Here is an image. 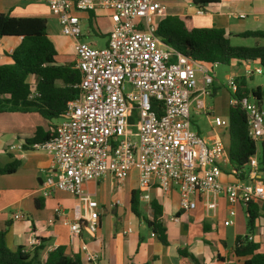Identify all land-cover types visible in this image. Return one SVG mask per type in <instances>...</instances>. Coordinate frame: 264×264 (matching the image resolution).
<instances>
[{"label": "built area", "instance_id": "obj_1", "mask_svg": "<svg viewBox=\"0 0 264 264\" xmlns=\"http://www.w3.org/2000/svg\"><path fill=\"white\" fill-rule=\"evenodd\" d=\"M48 8L60 33L73 40L75 68L80 73L78 95L66 104L53 135L32 145L49 154L61 174L43 181V197L62 191L75 199L71 219L56 206L48 223L60 219L71 242L83 233L94 239L99 228L98 204L84 184L111 176L120 185L132 172L137 174L141 199H149L146 192L155 184L163 192L175 188L184 212L195 208L197 195L207 193L222 194L232 205H264V184L257 179L255 156L247 163L248 181L222 184L219 178L224 168L230 169L223 142L208 143L190 129L192 102L204 108L197 98L210 96L218 64L194 62L158 37L166 0H48ZM97 10L105 11L110 22L101 49L80 40L83 33L77 15ZM254 72L262 73L261 69ZM227 86L235 92L237 78L228 76ZM239 105L249 136L258 143L264 138V109L251 96L243 97ZM211 118L213 126L227 130L228 121ZM132 126L138 128L136 142L128 132ZM80 251L82 263L98 264L99 255L85 243Z\"/></svg>", "mask_w": 264, "mask_h": 264}, {"label": "crops", "instance_id": "obj_2", "mask_svg": "<svg viewBox=\"0 0 264 264\" xmlns=\"http://www.w3.org/2000/svg\"><path fill=\"white\" fill-rule=\"evenodd\" d=\"M197 11H201V14ZM0 14L15 18L45 19L47 36L56 51V63L75 64L73 40L59 32L51 33L48 30L49 21L55 17L49 11L48 0H0ZM77 15L81 29L84 25L87 35L90 32L95 36L101 35V26H104L107 35L110 22L105 11L97 10ZM167 15L186 19L190 27L222 29L230 44L235 41L246 44L242 47L264 46V39L239 36L244 32L264 33V0H211L202 7H197L188 0H166ZM84 36L83 33L80 40ZM20 41V37L0 38V65L11 62L10 54ZM89 44L96 46L94 42ZM252 65L254 69L251 68ZM227 67L232 68L231 75L237 79L245 78L246 83L253 77L247 76L246 72L252 73L261 68L258 62L242 63L238 66L236 61ZM29 78L28 82L34 87L37 80L32 77L34 80L30 81ZM197 79L200 85V74H197ZM257 87L263 95L260 106L264 109V82L254 88ZM198 100L204 105L205 98L198 97ZM194 104L199 109L193 101L192 105ZM61 119L59 117L49 121L37 112L0 113V165L5 166L13 161L20 163L13 174L0 175V232H5V243L9 249L14 250L21 246L26 252L32 253L33 234L37 233L44 240V248L38 255V264L57 247L63 248L65 255L81 261L82 243L99 255L98 264H243L245 258L235 257L233 247L237 237L247 236L244 204H229L222 194H199L195 197V208L184 212L179 208L177 190L171 188L163 192L156 184L146 192L149 199L143 200L137 187L136 172H132L120 185L111 176L84 184V190L97 201L99 228L94 239L83 233L80 238L71 242L69 230L60 219L55 218L52 224L48 223V220L54 217L53 209L56 206H60L65 217L71 219L75 199L62 191H54L48 197H43V181L49 176L58 179L61 174L52 165L50 155L33 149V144L30 143L35 138L36 143H41L51 137ZM209 123L212 125L210 121ZM215 128L216 130L212 129L205 134L200 131L195 133L208 143L221 140L227 149L228 137L224 140L220 134L221 128ZM37 130L39 134L35 137ZM225 132L226 130L223 135L226 137ZM262 141L264 138L258 143L261 144ZM254 156L259 164L257 179L264 184V166L259 163L260 146ZM248 170L246 165L243 168L244 177L239 179L226 167L219 181L222 184L236 180L248 181ZM132 192L139 193L138 217L131 211ZM151 201H154L161 211L160 216L156 218L150 208ZM141 202L143 210L140 209ZM257 206L258 217L248 239L258 245L259 252L264 253V205ZM231 211L233 216L229 214ZM15 215H21L22 218L16 220ZM154 219L164 230L165 244L159 241L147 225V222ZM127 229H130V232L125 233Z\"/></svg>", "mask_w": 264, "mask_h": 264}, {"label": "trees", "instance_id": "obj_3", "mask_svg": "<svg viewBox=\"0 0 264 264\" xmlns=\"http://www.w3.org/2000/svg\"><path fill=\"white\" fill-rule=\"evenodd\" d=\"M188 1L202 7L211 0ZM157 35L165 45L194 62L206 65L217 63L221 66H229L233 61L238 66L242 63L258 62L264 70V46L233 47L222 29L190 27L186 19L167 15L159 23ZM7 36L20 37L21 41L10 54L11 62L0 65V113L37 112L49 121L61 117L66 104L76 98L79 92L76 85L80 81V73L74 62L63 65L56 63V51L47 36L46 21L43 18H15L0 14V38ZM239 36L264 39V33L260 31L244 32ZM29 77L37 80L34 87L28 82ZM237 82L236 91L230 92V102L232 100L235 103H230L228 108L227 152L231 174L243 179V168L256 154L258 143L249 136L247 118L239 101L243 97L251 96L260 106L263 95L258 87L249 89L245 78L238 77ZM38 134L37 130L35 137ZM36 142L35 138L30 143ZM259 163L264 166V141L260 144ZM19 165L18 161L0 165V175L13 174ZM130 204L132 213L138 217L139 193L132 192ZM245 206L247 236L235 239L233 254L237 258H245L243 264H264V253L259 252L258 245L248 239L254 230L259 209L255 203ZM150 208L154 218L160 216V208L154 201L150 202ZM147 225L159 241L165 244L164 230L156 220L147 222ZM33 238L32 253L26 252L21 246L11 250L5 243V232L1 231L0 264H38V255L44 248V240L37 233L33 234ZM41 264L82 263L78 258L65 255L64 249L57 247L48 253Z\"/></svg>", "mask_w": 264, "mask_h": 264}, {"label": "rangeland", "instance_id": "obj_4", "mask_svg": "<svg viewBox=\"0 0 264 264\" xmlns=\"http://www.w3.org/2000/svg\"><path fill=\"white\" fill-rule=\"evenodd\" d=\"M53 17L49 21L48 30L51 33H60V26L58 25V22ZM84 26V25H83ZM82 26V31L84 33V38L81 39V41L86 43H92L94 42L96 44L95 48L101 49L105 47L106 41H107V35L105 33L104 26L99 27L102 31L101 35H94L91 32L89 35L86 34L85 29ZM85 27V26H84ZM87 35V36H86ZM248 44H250V41H248ZM231 46L237 47L238 45L246 46V44H243L241 42H235L232 41ZM257 67V66H256ZM259 67V66H258ZM252 69H254V65L251 66ZM261 69V74H256L255 72L251 74L252 79L247 80V86L250 88H254L258 84H263L264 82V70ZM214 72L216 74V77L214 79V82L212 86L210 87V96L205 97L204 102V108L203 109H197L195 104L192 105L190 109V129L193 132L200 131V133L205 134L206 132H211L212 129L216 130L215 126L210 125L209 121L212 119L213 116H218L221 119L228 121V105H229V97H230V89L227 86V77L231 76L233 73L232 68L227 66H219L216 69H214ZM30 81L34 80V78H29ZM129 133H131V139L132 141L138 140V128L136 126H132L128 129ZM221 137L226 140L227 136L225 137L223 135L224 129L221 128ZM226 133V132H225ZM257 146L259 147L260 144L258 143ZM140 209L143 210V203L140 204Z\"/></svg>", "mask_w": 264, "mask_h": 264}]
</instances>
